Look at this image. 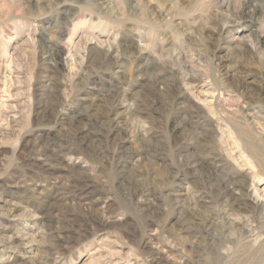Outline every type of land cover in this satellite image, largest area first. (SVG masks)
<instances>
[{
	"label": "rangeland",
	"instance_id": "1",
	"mask_svg": "<svg viewBox=\"0 0 264 264\" xmlns=\"http://www.w3.org/2000/svg\"><path fill=\"white\" fill-rule=\"evenodd\" d=\"M255 1L0 0V264H264Z\"/></svg>",
	"mask_w": 264,
	"mask_h": 264
},
{
	"label": "bare ground",
	"instance_id": "2",
	"mask_svg": "<svg viewBox=\"0 0 264 264\" xmlns=\"http://www.w3.org/2000/svg\"><path fill=\"white\" fill-rule=\"evenodd\" d=\"M232 2V1H231ZM228 3V2H227ZM251 5L248 7V8H250V13H252V14H254L255 12L256 13H258V6H257V3H256V1L255 0H251ZM247 8V9H248ZM253 20V19H252ZM44 45V44H43ZM43 49V48H42ZM45 50V49H44ZM55 51V50H54ZM53 56V55H52ZM238 76V75H237ZM253 198H252V207H255V208H258L259 206H262V208L264 209V194H262V193H259V191L258 190H256V189H254V192H253ZM229 217V216H228ZM244 221H246L244 218H242V217H240V218H237V219H231L230 221H229V225L231 226V225H234V226H236V227H238V230H240L241 228H244L246 225H245V223H244ZM239 227H241V228H239ZM247 228L249 229V227H248V225H247ZM243 230V229H242ZM1 233V232H0ZM250 234V233H249ZM252 234V233H251ZM249 239H251V236H249L248 237ZM258 239V238H257ZM10 240V239H9ZM251 242V240H248V242ZM252 244L254 243V245H255V242H251ZM254 245H252V246H254ZM252 246H251V249H252ZM264 247V243L262 242L259 246H258V248H256V250H254V251H252V254L253 255H251V254H249V255H251V257H253V258H256V254L257 253H261L260 252V249H262ZM258 257H260V258H263L264 259V256H261V255H259L258 254ZM260 258L258 259V260H260ZM37 264H45L44 262H39V263H37Z\"/></svg>",
	"mask_w": 264,
	"mask_h": 264
}]
</instances>
